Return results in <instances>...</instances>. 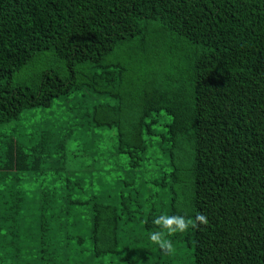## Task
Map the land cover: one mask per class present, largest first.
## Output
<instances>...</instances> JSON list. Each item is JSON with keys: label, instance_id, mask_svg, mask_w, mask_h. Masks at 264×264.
<instances>
[{"label": "trees", "instance_id": "16d2710c", "mask_svg": "<svg viewBox=\"0 0 264 264\" xmlns=\"http://www.w3.org/2000/svg\"><path fill=\"white\" fill-rule=\"evenodd\" d=\"M60 98L66 121L5 130ZM0 129V264H71L86 228L92 258L114 254L150 180L127 199L107 166L126 156L136 173L149 153L165 160L151 183L170 186L168 217L196 222L193 264H264V0H0ZM112 131L93 172L88 139Z\"/></svg>", "mask_w": 264, "mask_h": 264}, {"label": "rangeland", "instance_id": "374dc122", "mask_svg": "<svg viewBox=\"0 0 264 264\" xmlns=\"http://www.w3.org/2000/svg\"><path fill=\"white\" fill-rule=\"evenodd\" d=\"M68 107L69 105H65L64 98L57 99L54 101L53 107L45 113H42L40 109L27 111L21 115L18 121L11 123L5 130L14 128L21 130L24 126H30L32 124L36 125L38 123L43 125L47 120L55 121L57 124H60L61 122L66 121L64 114ZM1 131L3 130L0 129V132ZM111 134H108L106 137L101 134V136L99 135L96 138L92 137L88 139L89 142L94 143L93 145L95 147L92 146V148L97 152V154L92 157V152L88 151L86 159V165H95L93 166V172L101 169V161L104 158L102 154L108 152V148H111L115 143V133L112 131ZM80 143L82 142L78 141L77 143H71L68 151L71 153L83 154L84 152L82 151L85 149V146H79L81 145ZM152 151L155 152L154 150ZM93 159L96 162H94ZM145 159L144 166L136 173L130 171L128 167L129 160L126 156H120L117 160H111L110 166H107L109 169H116V177L123 182L125 181L126 183L131 184L130 188L127 187L122 189V191H124V197L127 199H129L130 195L135 191V186L132 184V181H135L133 178L136 177L140 181L150 180L148 181L150 184L146 182V187L150 188V190L148 193L143 192L141 194L139 205L133 204V197L132 201L129 202L128 206H130L131 214L129 217L123 216L121 219V228L116 252L111 255H102L100 257L92 258L90 255L91 243L87 239L88 230L86 228L81 235H77L74 232L72 233L73 239H70L69 242L71 250L76 252L84 249L85 253L82 255L81 259H76L71 264H193V248L189 247L188 241H184V231L177 230L169 235L168 238L174 243V251L172 252L161 249L159 245L152 243L149 239V233L161 230V226L155 223V227L147 229L145 227L146 221L151 216L154 221L162 216L168 217V212L172 210V195H170V186H163L162 184L155 185L151 183L153 180H159V183L162 182V179L160 178L167 170L165 160L162 159L161 155L155 156L152 155V153L147 154ZM111 181H114L113 177L111 178ZM25 219L27 220L26 224L22 227L23 231L21 230L19 244L20 247L22 244L26 246L22 247V249L31 250L34 246L40 244L39 239L41 238V235L37 229L34 228L35 223L31 221L33 219L30 218L29 214H26ZM171 227H177L175 220L171 222ZM24 234L29 235V240L26 239ZM36 234L38 236H36ZM78 237L83 238L81 245L76 244L79 240ZM58 238L59 237H57V240ZM55 241V239L48 240V238L44 240L48 245ZM61 241L62 244L65 243V240L61 239ZM25 250H22L21 252H27ZM29 252L33 254H30L27 257L24 255L20 257L22 262L25 261V263H31V261L38 256L34 253L33 249Z\"/></svg>", "mask_w": 264, "mask_h": 264}, {"label": "clouds", "instance_id": "9594fccd", "mask_svg": "<svg viewBox=\"0 0 264 264\" xmlns=\"http://www.w3.org/2000/svg\"><path fill=\"white\" fill-rule=\"evenodd\" d=\"M173 220H175L176 222V228L171 227V222ZM196 220H198L202 224L207 223V218L203 214H198ZM154 222L161 226V230L150 232L149 239L152 243L159 245L161 249L166 250L168 252L174 251V243L168 238L171 233L177 230L187 231L190 228L196 227V222L191 219H188L187 213H185L184 216L171 218L167 216H162L157 218Z\"/></svg>", "mask_w": 264, "mask_h": 264}]
</instances>
